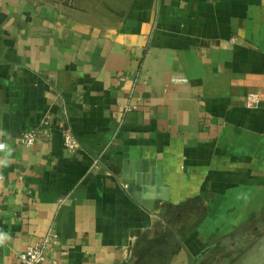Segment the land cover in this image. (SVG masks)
<instances>
[{
  "label": "crops",
  "instance_id": "crops-1",
  "mask_svg": "<svg viewBox=\"0 0 264 264\" xmlns=\"http://www.w3.org/2000/svg\"><path fill=\"white\" fill-rule=\"evenodd\" d=\"M96 5L0 0V264L49 230L45 264L223 257L264 224V0ZM125 168L166 200L134 199Z\"/></svg>",
  "mask_w": 264,
  "mask_h": 264
},
{
  "label": "built area",
  "instance_id": "built-area-1",
  "mask_svg": "<svg viewBox=\"0 0 264 264\" xmlns=\"http://www.w3.org/2000/svg\"><path fill=\"white\" fill-rule=\"evenodd\" d=\"M259 103L257 94H249L247 97V105L249 107L255 106ZM127 110H131L130 106H127ZM63 144L64 148L69 153L77 152L81 144L68 127L62 128ZM39 137V130L36 128H29L22 132L20 136V143L25 147H32L35 145ZM59 236L54 230H49L47 234L38 242L26 247L24 251L19 254L20 264H45L47 252L53 246L58 244Z\"/></svg>",
  "mask_w": 264,
  "mask_h": 264
},
{
  "label": "rangeland",
  "instance_id": "rangeland-1",
  "mask_svg": "<svg viewBox=\"0 0 264 264\" xmlns=\"http://www.w3.org/2000/svg\"><path fill=\"white\" fill-rule=\"evenodd\" d=\"M30 1H36V2H39L40 4L51 3V4L67 5V6H74V5L89 6V4H91L94 7V6H97L96 4L99 3L100 0H30ZM256 225H259V226H256ZM256 225L255 226L257 227V229H254V230L250 229L247 232L249 239H246V242L244 240L236 241V238L239 235H244V234L238 233L236 234V236H233V238L231 239L233 242L231 245L232 251H230V246H228L226 250L227 257L222 258V256L219 255L221 254V251H223V247L217 248V250H215L216 254L214 255V257H212L214 259L213 261H210L208 263L204 262L200 264H260L258 262V259L254 256L255 254H260L263 251V249L260 250L261 248L258 246V244L262 242L261 237L263 234H260L256 237H253V236L257 235L259 231L264 229V224L263 222L261 223L259 222ZM239 242L241 243L242 246L238 247L237 243ZM234 245H237V246H234ZM247 246L249 247L247 248Z\"/></svg>",
  "mask_w": 264,
  "mask_h": 264
},
{
  "label": "water",
  "instance_id": "water-1",
  "mask_svg": "<svg viewBox=\"0 0 264 264\" xmlns=\"http://www.w3.org/2000/svg\"><path fill=\"white\" fill-rule=\"evenodd\" d=\"M146 169V166H145ZM146 171V170H145ZM124 183L127 185V189L132 195L134 199L138 202L143 204L149 210H154L155 202L157 199H164L166 200L165 196H157V188L155 186L154 181L152 183H144L142 180V176L137 175L134 176V173H129L128 170L124 169ZM260 234H264V229L259 231L257 235L253 236L256 237ZM244 239H249V236L245 238H239L236 241H242Z\"/></svg>",
  "mask_w": 264,
  "mask_h": 264
},
{
  "label": "trees",
  "instance_id": "trees-1",
  "mask_svg": "<svg viewBox=\"0 0 264 264\" xmlns=\"http://www.w3.org/2000/svg\"><path fill=\"white\" fill-rule=\"evenodd\" d=\"M184 209L185 210H188V211H190V212H193L194 213V215L196 216V217H200V219H203L204 218V212H203V209L201 208V206H200V203H199V200H197V199H193V200H190V201H188V202H186L185 203V205H184ZM257 226V225H256ZM233 236H236V234H234ZM245 242H246V240H244ZM243 241V242H244ZM244 242V243H245ZM248 244V243H247ZM246 244V245H247ZM237 245H238V247L239 246H242L241 245V243L239 242V243H237ZM237 245H234V246H237ZM246 245H244V246H246ZM231 247L232 246H230V251H232L231 250ZM249 246H247V248H248ZM241 253V252H240ZM225 257H227V251H226V253H225V255L222 257V258H225ZM237 257V256H236ZM191 264H196V262H192Z\"/></svg>",
  "mask_w": 264,
  "mask_h": 264
},
{
  "label": "clouds",
  "instance_id": "clouds-1",
  "mask_svg": "<svg viewBox=\"0 0 264 264\" xmlns=\"http://www.w3.org/2000/svg\"><path fill=\"white\" fill-rule=\"evenodd\" d=\"M3 147H4V145H0V148H3ZM0 163H2V162H0ZM4 238H5L4 235L3 234H0V242H2V240Z\"/></svg>",
  "mask_w": 264,
  "mask_h": 264
}]
</instances>
